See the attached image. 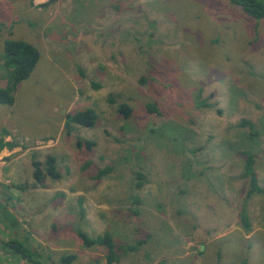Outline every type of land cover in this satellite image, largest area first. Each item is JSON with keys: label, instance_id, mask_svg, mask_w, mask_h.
<instances>
[{"label": "rangeland", "instance_id": "obj_1", "mask_svg": "<svg viewBox=\"0 0 264 264\" xmlns=\"http://www.w3.org/2000/svg\"><path fill=\"white\" fill-rule=\"evenodd\" d=\"M8 39L41 59L0 105V264H31L13 240L107 264L78 231L133 247L114 264H264V19L228 0H0L3 89ZM87 109L93 128L67 126ZM48 156L60 177L38 182Z\"/></svg>", "mask_w": 264, "mask_h": 264}, {"label": "trees", "instance_id": "obj_2", "mask_svg": "<svg viewBox=\"0 0 264 264\" xmlns=\"http://www.w3.org/2000/svg\"><path fill=\"white\" fill-rule=\"evenodd\" d=\"M14 1V0H12ZM231 4L236 5L256 20L264 19V1L262 0H228ZM1 58L4 62V66L7 70L11 72V85L8 88H0V105L12 106L15 103L14 93L17 87L28 80L35 68L39 64L41 59L40 52L38 49L24 41L8 39L5 41ZM119 112L123 114L124 117L129 118L132 115V109L127 104H121L118 108ZM147 110L149 113H159V109L155 103H150L147 105ZM98 120L96 112L92 109H87L84 111H79L74 114H69L67 116V126L70 123L76 124L86 128H93ZM245 125H249L253 128L250 122H244ZM78 144L85 145L88 148H92L94 143L88 141H78ZM7 145H4L0 141V151ZM10 149L14 145H8ZM34 178L38 182H42L46 176L52 179H58L60 177L56 168V159L53 156H48L44 163L40 161H34ZM100 172L98 177L103 175ZM245 175L250 180V193L253 192H263L258 186V180L256 173L254 171V161L250 157L247 160L246 173ZM141 186V185H139ZM242 223L245 228L248 229L249 222L246 214L242 215ZM78 236L83 242V245L87 248L98 246L105 249L107 264H114L121 260L122 254L127 253L133 249L131 246L127 247H117L115 240L110 232H105L95 238L87 236L85 233L78 231ZM12 252L24 259L31 264H42L38 259L36 253L31 249L26 247L22 242L10 241L7 243ZM122 252V253H121ZM75 260L74 255L62 257L60 259L61 264H71Z\"/></svg>", "mask_w": 264, "mask_h": 264}]
</instances>
